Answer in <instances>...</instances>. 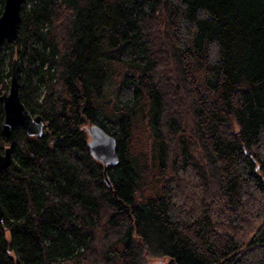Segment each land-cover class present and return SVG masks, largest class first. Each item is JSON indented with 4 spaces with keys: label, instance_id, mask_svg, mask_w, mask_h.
Masks as SVG:
<instances>
[{
    "label": "trees",
    "instance_id": "16d2710c",
    "mask_svg": "<svg viewBox=\"0 0 264 264\" xmlns=\"http://www.w3.org/2000/svg\"><path fill=\"white\" fill-rule=\"evenodd\" d=\"M15 58L0 264H264V0H22Z\"/></svg>",
    "mask_w": 264,
    "mask_h": 264
},
{
    "label": "water",
    "instance_id": "95a60500",
    "mask_svg": "<svg viewBox=\"0 0 264 264\" xmlns=\"http://www.w3.org/2000/svg\"><path fill=\"white\" fill-rule=\"evenodd\" d=\"M22 0H4L0 13V44L6 39L14 41L17 35V26L20 19V6ZM10 78L7 90L0 93L2 103L1 131L9 138L12 128L19 124L30 135H41L45 121L40 114H32L21 101L18 83V61L13 59L10 65ZM1 83V80H0ZM89 134L88 147L94 158L103 164L104 180L111 188L106 165L115 163L114 136L106 133L99 125L87 126ZM11 162V148L9 145L0 150V169L7 167ZM2 220V207L0 203V221Z\"/></svg>",
    "mask_w": 264,
    "mask_h": 264
},
{
    "label": "rangeland",
    "instance_id": "374dc122",
    "mask_svg": "<svg viewBox=\"0 0 264 264\" xmlns=\"http://www.w3.org/2000/svg\"><path fill=\"white\" fill-rule=\"evenodd\" d=\"M10 70V66H6L5 67V74H6V77H5V79L7 80V82L9 81V78H10V75L8 74L7 75V72ZM155 263V260H153V261H151V262H149V264H154ZM156 264V263H155Z\"/></svg>",
    "mask_w": 264,
    "mask_h": 264
}]
</instances>
